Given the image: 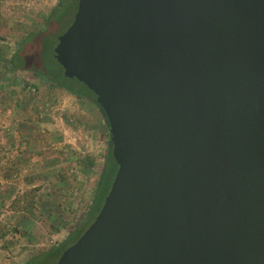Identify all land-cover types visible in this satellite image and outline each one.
<instances>
[{
	"label": "water",
	"instance_id": "95a60500",
	"mask_svg": "<svg viewBox=\"0 0 264 264\" xmlns=\"http://www.w3.org/2000/svg\"><path fill=\"white\" fill-rule=\"evenodd\" d=\"M57 40L117 170L56 264H264V0H77Z\"/></svg>",
	"mask_w": 264,
	"mask_h": 264
},
{
	"label": "rangeland",
	"instance_id": "374dc122",
	"mask_svg": "<svg viewBox=\"0 0 264 264\" xmlns=\"http://www.w3.org/2000/svg\"><path fill=\"white\" fill-rule=\"evenodd\" d=\"M60 1L0 0V143L11 145L0 150L8 157L0 160V264H53L35 257L82 229L108 154V126L93 101L10 64L27 34L49 26L48 45L54 46L77 4L68 1L66 14L48 25ZM43 59L50 60L41 65L48 75L64 76L49 51ZM32 187L38 188L33 205L12 209L13 200Z\"/></svg>",
	"mask_w": 264,
	"mask_h": 264
},
{
	"label": "trees",
	"instance_id": "16d2710c",
	"mask_svg": "<svg viewBox=\"0 0 264 264\" xmlns=\"http://www.w3.org/2000/svg\"><path fill=\"white\" fill-rule=\"evenodd\" d=\"M70 0H61L60 3H58L50 12V15L47 18V23L49 25L50 21H52V18L59 17L61 14V17H63L66 12L64 8L67 6L66 4ZM77 4L75 6L76 11ZM59 13V14H57ZM73 19V17H72ZM71 19V21H72ZM69 22V24L71 23ZM68 24V25H69ZM50 27L48 26L46 30L44 31H38L34 32L32 34H27L24 36L22 43L19 46V49H17L10 57V64L13 69H21V70H32L34 72L40 73L43 75L46 79L50 80L54 85L61 86L65 88L70 94L84 97L86 99H89L93 101L98 107L99 105L95 102V94L87 88V86L77 80L76 78H69L66 76H61L58 74H55L53 70H50L54 76H50L47 74L46 67L41 68L42 63L49 64L50 60H44L43 57L46 54V51H49L51 53V56L55 59L54 56V47L57 43V37H55L53 40L54 46L49 47V34ZM64 31V30H63ZM24 41H26V47H23ZM30 55H35L37 60L36 61H29L28 57ZM56 60V59H55ZM49 66V65H48ZM63 70V68H62ZM64 75V74H63ZM100 109V107H99ZM101 110V109H100ZM102 112V111H101ZM103 114V112H102ZM103 117L105 119V122L108 126V122L106 120L105 115L103 114ZM109 139H108V154L106 157V160L104 162V168L101 172L100 178L98 180L97 186L94 191L92 204L90 207V211L85 215L84 220L82 222V229H75V231L69 235L68 239L66 238L58 247L48 251L45 254H41L36 256L42 257L46 256L48 257V260H53V264H56L57 259L59 258L62 251L67 248L69 245L74 243L77 238L82 234V232L89 226V224L94 220L95 216L97 215L102 202L104 201V198L110 188L111 182L114 178L115 172L117 170V163L115 162L112 154H111V141H110V133L108 132ZM37 187H32L30 189H27L24 191L20 196L16 197L13 202L11 203L12 209L20 210L24 209L26 207L32 206L34 203V198L37 194ZM55 255V256H54ZM52 256V257H51ZM50 257V258H49ZM29 263V262H28Z\"/></svg>",
	"mask_w": 264,
	"mask_h": 264
},
{
	"label": "crops",
	"instance_id": "0c3cea01",
	"mask_svg": "<svg viewBox=\"0 0 264 264\" xmlns=\"http://www.w3.org/2000/svg\"><path fill=\"white\" fill-rule=\"evenodd\" d=\"M11 148V145L7 142L5 143H0V150H6V149H10ZM0 160L1 162H5L6 160H8V157L6 155H0ZM7 163V161H6ZM93 200V199H92Z\"/></svg>",
	"mask_w": 264,
	"mask_h": 264
}]
</instances>
